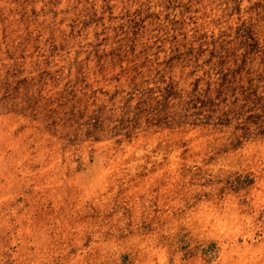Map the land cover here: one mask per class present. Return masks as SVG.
I'll return each mask as SVG.
<instances>
[{"label": "rangeland", "instance_id": "1", "mask_svg": "<svg viewBox=\"0 0 264 264\" xmlns=\"http://www.w3.org/2000/svg\"><path fill=\"white\" fill-rule=\"evenodd\" d=\"M0 264H264V0H0Z\"/></svg>", "mask_w": 264, "mask_h": 264}]
</instances>
